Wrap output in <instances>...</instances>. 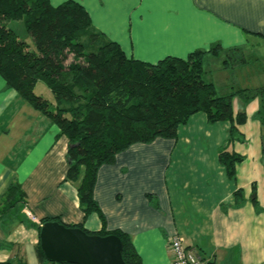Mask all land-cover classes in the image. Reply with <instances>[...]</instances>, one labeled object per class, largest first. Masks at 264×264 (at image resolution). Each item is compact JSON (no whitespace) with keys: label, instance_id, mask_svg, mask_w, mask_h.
<instances>
[{"label":"crops","instance_id":"obj_1","mask_svg":"<svg viewBox=\"0 0 264 264\" xmlns=\"http://www.w3.org/2000/svg\"><path fill=\"white\" fill-rule=\"evenodd\" d=\"M72 1L127 58L156 64L219 44L203 66L204 79L218 93L264 86V0ZM230 49H238L246 64L225 66ZM231 104L235 115L246 116L238 126L243 142L228 148L243 157L233 178L218 155L230 123L209 124L203 113L194 114L176 139L134 144L99 168L93 199L102 222L96 213L85 215L77 186L66 180L67 138L0 76V202L11 185L25 193L23 202L0 213V263L41 264L42 220L58 218L89 233L127 234L142 264H170L168 239L175 236L204 264H264V127L256 116L264 100L235 96Z\"/></svg>","mask_w":264,"mask_h":264},{"label":"trees","instance_id":"obj_2","mask_svg":"<svg viewBox=\"0 0 264 264\" xmlns=\"http://www.w3.org/2000/svg\"><path fill=\"white\" fill-rule=\"evenodd\" d=\"M11 21L23 22L33 46L8 27ZM219 48L216 44L209 50H195L186 59L166 57L150 64L127 58L117 43L93 29L88 12L72 0L56 7L49 0H0V76L67 138L66 180L77 186L85 215L96 213L102 222L93 199L99 168L113 164L119 153L134 144L176 139L178 128L194 114L203 113L209 124L230 123L228 141L218 155L228 176L234 177L243 157L228 148L243 142L238 126L245 123L246 116L235 115L231 101L235 96L245 101L264 100V86L218 93L213 82L204 79L203 66L205 57L217 55ZM237 52L226 51L225 66L246 64ZM262 70L264 73V67ZM38 82L50 90L53 102L34 92ZM256 116L264 127V111ZM235 197L236 205L241 206V194L237 192ZM24 200L20 185H11L0 202V213H9ZM55 221L59 219L46 218L42 225ZM68 227L85 231L80 225ZM87 234L118 237L123 261L142 264L127 234L103 229ZM36 253L41 264H57L45 259L40 242Z\"/></svg>","mask_w":264,"mask_h":264},{"label":"water","instance_id":"obj_3","mask_svg":"<svg viewBox=\"0 0 264 264\" xmlns=\"http://www.w3.org/2000/svg\"><path fill=\"white\" fill-rule=\"evenodd\" d=\"M39 242L45 259L51 263L126 264L121 241L114 235H89L55 221L41 226Z\"/></svg>","mask_w":264,"mask_h":264},{"label":"built area","instance_id":"obj_4","mask_svg":"<svg viewBox=\"0 0 264 264\" xmlns=\"http://www.w3.org/2000/svg\"><path fill=\"white\" fill-rule=\"evenodd\" d=\"M168 250L171 255L170 264H204L192 249L186 248L178 236L168 239Z\"/></svg>","mask_w":264,"mask_h":264},{"label":"rangeland","instance_id":"obj_5","mask_svg":"<svg viewBox=\"0 0 264 264\" xmlns=\"http://www.w3.org/2000/svg\"><path fill=\"white\" fill-rule=\"evenodd\" d=\"M8 27L10 29H12L16 35L18 36V38L20 40H23L24 42H26L27 44L33 46L32 44V41H31V38L30 36L26 33L25 31V28H24V24L22 21H11L8 23ZM215 73L211 74V76H215L214 75ZM213 78V77H212ZM217 84V83H216ZM218 85V84H217ZM34 92L37 94V95H40L42 94L43 97L45 99H47L46 97V94H48V90H47V87L42 83V82H38L34 88ZM41 96V95H40Z\"/></svg>","mask_w":264,"mask_h":264}]
</instances>
